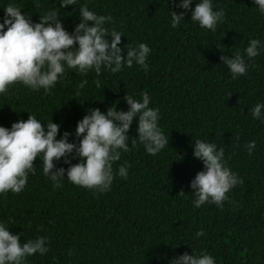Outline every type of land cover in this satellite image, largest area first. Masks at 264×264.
Instances as JSON below:
<instances>
[{
	"label": "trees",
	"instance_id": "trees-1",
	"mask_svg": "<svg viewBox=\"0 0 264 264\" xmlns=\"http://www.w3.org/2000/svg\"><path fill=\"white\" fill-rule=\"evenodd\" d=\"M9 2L0 0V6ZM11 2L34 22L52 8L61 13L69 32L79 22L78 7L60 9L58 0H38V7L33 0ZM176 2L88 0L90 10L112 16L106 27L123 33L121 46L148 44L152 51L147 74L135 64L99 77L69 70L49 93L17 84L7 97H0V126L26 120L30 111L39 120L60 124L59 138L66 130L74 132L89 108L126 110V94L138 99L147 91L149 106L159 108V124L169 138L155 156L148 155L139 142L135 147L130 144L113 164L115 172L127 161L128 178L114 177L111 191L102 195L66 179L63 187L53 189L35 161L36 173L29 176L23 192L0 195V221L11 232H21L22 240L49 237L48 253L34 254L27 264H168L169 258L191 254L192 249L206 250L216 264H264V123L248 112L255 103H264V51L237 79L220 61L221 54L243 53L249 38L264 41V16L253 0H212L214 9L225 12L215 32L192 22L190 12L173 29L169 8L183 11ZM83 79L88 83L73 98ZM136 127L134 121L129 142L137 135ZM192 137L224 148L228 165L243 179L228 193L233 203L193 208L190 181L203 165L192 155ZM250 140L256 141L251 156L243 147ZM58 166L68 167L62 162ZM199 229L205 234L193 239Z\"/></svg>",
	"mask_w": 264,
	"mask_h": 264
},
{
	"label": "clouds",
	"instance_id": "clouds-1",
	"mask_svg": "<svg viewBox=\"0 0 264 264\" xmlns=\"http://www.w3.org/2000/svg\"><path fill=\"white\" fill-rule=\"evenodd\" d=\"M33 2L39 6L38 0ZM58 3L60 9L69 5L78 7L79 22L71 32L63 26L62 15L55 8L48 9L34 22L31 15L22 13V8L11 0L0 6L4 11L0 17V97H7L10 88L17 84L34 92L42 89L49 93L69 70L81 76L93 72L99 77L102 72L117 74L135 64L148 73L146 61L151 48L146 43L121 46L123 33L116 27H106L113 22L111 15L90 10L88 0L83 3L58 0ZM253 4L264 16V0H253ZM175 6L183 11L178 13L169 8L173 29L189 12L192 22L211 32L224 22V9H214L212 0H178ZM261 51H264V41L249 38L243 53L221 54L220 61L227 66L231 78L237 79L246 75L249 64ZM87 83L86 79L79 82L73 98L80 95V89ZM100 83L99 79L95 80L97 87ZM123 99L126 110H117L116 106L104 112L89 108L77 121L74 132L66 130L59 138L60 124L52 119L39 120L28 110L26 120L19 119L10 127L0 126V195L23 192L29 176L36 173L34 162L37 160L42 175L52 183L53 189L63 187L66 179L94 195H102L111 191L114 177L127 179L128 162L120 164L115 172L113 164L121 159V153L129 151L130 144L135 147L139 142L148 155L155 156L169 144V138L159 124V108L149 106L151 96L147 91H142L138 99L131 94ZM248 112L253 120L264 123V103H255ZM134 121L137 135L129 142ZM191 146L193 157L203 165L190 181L193 208L207 204L223 208L225 202L233 203L228 193L242 184L243 179L228 165L224 148L199 137H192ZM243 147L251 156L256 141L250 140ZM73 160L78 162L72 163ZM61 162L68 167L58 166ZM204 234L199 229L193 239ZM21 236V232H11L7 223L0 221V264H27L34 254L48 253V236L37 235L26 240ZM67 255H72L71 249ZM168 264H216V258L206 250L197 253L192 249L191 254L184 252L169 258Z\"/></svg>",
	"mask_w": 264,
	"mask_h": 264
}]
</instances>
